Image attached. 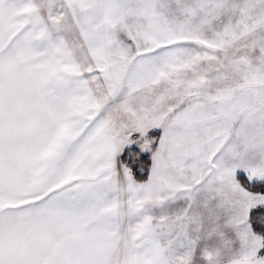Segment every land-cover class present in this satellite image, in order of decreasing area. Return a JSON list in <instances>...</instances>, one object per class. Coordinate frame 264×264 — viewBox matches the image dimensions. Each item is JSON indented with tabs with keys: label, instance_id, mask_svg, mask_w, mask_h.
<instances>
[{
	"label": "snow or ice",
	"instance_id": "obj_1",
	"mask_svg": "<svg viewBox=\"0 0 264 264\" xmlns=\"http://www.w3.org/2000/svg\"><path fill=\"white\" fill-rule=\"evenodd\" d=\"M0 264H264V0H0Z\"/></svg>",
	"mask_w": 264,
	"mask_h": 264
}]
</instances>
